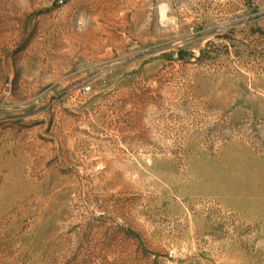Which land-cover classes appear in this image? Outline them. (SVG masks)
I'll return each mask as SVG.
<instances>
[{
    "label": "rangeland",
    "instance_id": "obj_1",
    "mask_svg": "<svg viewBox=\"0 0 264 264\" xmlns=\"http://www.w3.org/2000/svg\"><path fill=\"white\" fill-rule=\"evenodd\" d=\"M0 264H264V0H0Z\"/></svg>",
    "mask_w": 264,
    "mask_h": 264
}]
</instances>
